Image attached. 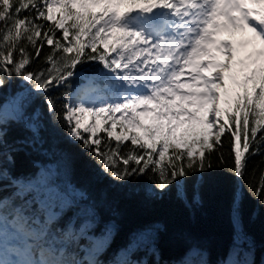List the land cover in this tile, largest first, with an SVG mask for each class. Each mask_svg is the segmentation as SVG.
<instances>
[{"label": "snow or ice", "instance_id": "snow-or-ice-1", "mask_svg": "<svg viewBox=\"0 0 264 264\" xmlns=\"http://www.w3.org/2000/svg\"><path fill=\"white\" fill-rule=\"evenodd\" d=\"M45 46L52 52L42 56ZM36 58L48 68L29 70ZM13 77L28 87L0 104V183L8 181L13 189L0 196V264H100L97 257L114 235L112 226L102 236L89 235L95 226L90 206L60 224L69 208L89 198L60 179L58 165L40 166L26 177L5 167V161L14 164L17 150L6 139L13 124L32 134L33 145L41 142L42 111H28L32 90L44 94L50 113L64 100L68 135L82 141L105 174L124 181L151 166L158 176L154 186L164 191L174 184L186 203L187 181L179 178L201 174L192 189L199 203L203 172L211 167L204 149L220 145L226 129L234 138L235 175L246 174L254 156H264V134L257 140L264 127V0H0V87ZM79 81L84 83L74 86ZM59 88L69 91L53 97ZM109 121L111 130L104 127ZM102 131L116 141L103 151ZM129 140L131 150L121 155V144ZM185 157L190 171L177 163ZM240 205L234 193L233 244L217 264H252ZM154 234L153 227L135 233L113 264H140L127 257ZM207 255L193 247L178 264H193V257L209 264Z\"/></svg>", "mask_w": 264, "mask_h": 264}, {"label": "trees", "instance_id": "trees-1", "mask_svg": "<svg viewBox=\"0 0 264 264\" xmlns=\"http://www.w3.org/2000/svg\"><path fill=\"white\" fill-rule=\"evenodd\" d=\"M98 11V9H97ZM57 17L60 13L56 12ZM24 15V13H21ZM50 23V22H45ZM71 23V21H68ZM57 31V37L60 36ZM26 43L21 41V44ZM29 52L34 51L30 46ZM87 51V50H86ZM52 48L45 46L42 56L51 54ZM16 58L17 53H14ZM59 55V53H57ZM96 68H102L97 62H91ZM79 65L77 68L79 69ZM48 68L41 58H36L29 65V70L38 72ZM84 83V81L74 82ZM28 87L27 82L19 77H13L0 87V104L10 95L23 91ZM66 88L54 90L53 97H62ZM258 91V90H257ZM33 102L28 109L42 111L43 128L41 142L33 145L32 134L23 125L13 124L6 137L8 143L17 150L13 153L14 164L10 168L15 177L35 174L38 167L56 164L59 166L60 179L72 188L81 189L88 196L87 201H80V207L69 208L60 224L67 223L73 216L90 206L95 209L93 217L95 226L89 235L102 236L109 226L114 229V235L105 251L97 260L100 264H113L121 249L127 247L135 233L153 227L155 234L148 240L142 241L136 250L127 257L130 261L147 262V264H178L193 247L207 252L209 264L217 262L228 255L233 244L234 228L231 220V210L234 193L241 197V219L243 232L249 240L244 248L250 253L252 264H264V156H254L246 169V174H234V154L232 145L234 138L229 130L221 137V144H213L212 150L204 149L206 167L203 172V183L200 185V201H193V185L201 178L199 172L191 173L186 179L188 187V202L178 199L175 185L160 191L153 184L158 179L151 166L144 175H132L124 181H117L105 174L100 165L92 158L91 152L83 146L82 141L68 135L67 122L62 118L64 100L60 99L54 113L49 112L45 96L38 90H32ZM258 111V110H257ZM107 118V117H106ZM253 115L249 113V130L253 127ZM234 130V127H233ZM264 134V127L257 132V140ZM88 137V133H82ZM100 148L103 151L108 145L116 144L114 137L109 140L107 132H100ZM214 140V136L212 137ZM243 139V137H242ZM251 139V137H250ZM95 147V146H94ZM132 148L131 141L121 144L120 154L126 155ZM197 145L196 149H199ZM137 153H140L138 147ZM173 150H170L171 155ZM157 157L154 156V159ZM198 161V157H193ZM167 158L165 164H167ZM143 163V162H142ZM185 166L187 158L178 161ZM128 167H135L130 162ZM152 177V180L149 179ZM0 196L8 195L13 189L8 187V181L0 183ZM259 191V196L257 192ZM84 219L83 216L77 221ZM88 245L87 240L80 242ZM250 245V246H249ZM155 249V251H153ZM193 264H198V257H193Z\"/></svg>", "mask_w": 264, "mask_h": 264}, {"label": "rangeland", "instance_id": "rangeland-1", "mask_svg": "<svg viewBox=\"0 0 264 264\" xmlns=\"http://www.w3.org/2000/svg\"><path fill=\"white\" fill-rule=\"evenodd\" d=\"M55 15L57 16V14L55 13ZM237 40H239V36H237ZM225 58V56L223 55V54H220V59L221 60H223ZM119 113H117L116 114V117L118 118L119 117ZM105 119H107L106 117H104ZM92 122H94V118H89V123H92ZM111 123H112V121H109L107 124H105L104 125V127L105 128H107L108 130H111ZM116 133L117 134H122V129H121V127L119 126V125H117V127H116ZM213 131V133H215V128L212 130ZM201 149L199 148V149H196V151H200Z\"/></svg>", "mask_w": 264, "mask_h": 264}]
</instances>
